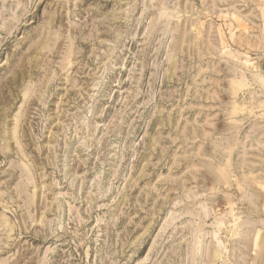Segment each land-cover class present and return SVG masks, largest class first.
Returning <instances> with one entry per match:
<instances>
[{"label":"rangeland","instance_id":"rangeland-1","mask_svg":"<svg viewBox=\"0 0 264 264\" xmlns=\"http://www.w3.org/2000/svg\"><path fill=\"white\" fill-rule=\"evenodd\" d=\"M0 264H264V0H0Z\"/></svg>","mask_w":264,"mask_h":264}]
</instances>
